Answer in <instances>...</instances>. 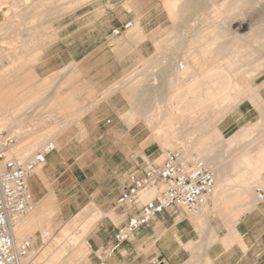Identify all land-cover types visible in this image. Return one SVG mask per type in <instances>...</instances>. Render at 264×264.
<instances>
[{"label":"crops","instance_id":"crops-1","mask_svg":"<svg viewBox=\"0 0 264 264\" xmlns=\"http://www.w3.org/2000/svg\"><path fill=\"white\" fill-rule=\"evenodd\" d=\"M1 3L0 13L28 11L26 5L14 10V5ZM100 6L104 9L97 13ZM100 6L86 3L70 9L68 20L62 21L67 15L56 19L52 28L57 37L40 50L34 66L38 75L60 78L59 93L70 100L71 114L61 126L38 134L39 143L53 142L55 149L29 179L33 206L24 214L23 231L28 235L32 224L39 222L29 240L33 249L40 250L44 245L40 227L46 226L54 234L62 223L72 219V224L84 210L94 212L89 218L94 220L91 226L86 224L76 236L71 234V245L65 243L50 255L51 246L45 247L41 253L45 261L55 264H64L67 256L72 264H100L97 256L112 245L115 229L136 216L142 204L165 185L158 182L142 190L133 205L115 206L120 188L142 175V133L135 131L140 121L134 112L126 117L124 129H119L113 118H106L119 87L107 89L126 72L127 62L146 58L148 46L142 40L146 37L144 28L138 26V33L137 25L133 27L131 22L121 36L114 38L116 45L106 51L105 42L115 26L105 21V4ZM39 122L30 124L26 138L38 133ZM258 156L263 169L264 153ZM230 169L228 166L225 179L228 184L235 180L252 182L257 174L256 170H246V175L235 178ZM211 195L200 214L174 207L164 209L106 256L102 264H264V202H255L254 197L246 204L243 196L214 201ZM235 198L243 202L232 215L228 205ZM214 204L227 223L206 215Z\"/></svg>","mask_w":264,"mask_h":264},{"label":"rangeland","instance_id":"rangeland-1","mask_svg":"<svg viewBox=\"0 0 264 264\" xmlns=\"http://www.w3.org/2000/svg\"><path fill=\"white\" fill-rule=\"evenodd\" d=\"M1 1L2 5H14V10L25 5L28 6V11L26 12L14 11L12 13H0V71L4 67L11 68L9 76L6 78L7 81L5 80L3 82V89L7 90L8 100L11 103L10 105H12L10 108L14 110L15 113H13L14 119L7 121L4 127L0 126V129L5 130L11 135L16 140L15 145L18 147L33 145L32 151H29L30 155L40 150L49 142L43 140L39 143L37 141L38 134L40 135L42 132L53 129L56 126H61L68 120V115L71 114L70 100L68 98L66 99V96L62 97L59 93L62 85V83H60V78L55 75L44 77L38 75L34 70V66L38 62L37 59L40 56V50L47 42L57 37L52 28V23L55 22L56 19L67 15L62 21L68 20V11L76 6L91 3V5L98 7L101 4H105V21L109 20L111 25L115 26L109 33L108 41L105 42L106 51H109L110 48L116 45V40H114V38L121 36V32L124 30L125 25L123 24L121 26L122 22H132L133 27L137 25L138 33H141L139 27L144 28L146 37L143 36L142 40L144 39L143 43H146L148 46L146 58L135 62H127L126 72L107 89L108 92L116 86L119 87L114 91L115 94L111 102V107L107 109L108 114L106 118H113L117 127L119 129H124V124H126L125 120L128 115L134 112L136 120L142 121L141 112L144 111L145 106L147 112L155 109L156 106H154V103H147L143 98L140 99L139 93L141 91L142 94L145 93L143 91L150 92L156 76V81L160 79V82H162L161 89L165 95L171 90L176 91L182 88L184 89L183 82L187 80L188 77L179 76L175 79L170 73L165 76L162 72L163 70L155 67L152 60L156 56L162 54L166 59L172 62L180 56L179 54L182 51V55L188 57L189 54H192V51L187 47L188 44L186 41L179 40L178 37L194 30L195 27L199 25L210 22L206 21V19L213 15H218L223 11L233 10L237 14H235L232 19L228 18L220 22L221 28L218 29L220 36L214 41L217 50L206 54L205 58L208 60L209 57L216 56L217 64L224 63L235 51L240 53L244 50L243 48L239 49L241 41L233 40V37L230 38L229 33L235 32L239 36H244L252 30L254 33L253 42L259 43L263 50V68L261 73L259 72L250 77L249 89H246V86L244 88L235 86L230 87L226 80H219L215 83L211 82L206 84L201 93L205 100L209 99V96L217 95L220 97V101L214 108L208 106L206 101L204 102L206 105L205 125L207 127L210 126L209 123L212 124V121L225 114L228 110L223 119L215 123L216 152L219 154V161H222V164H227V166L231 168L230 170L234 171L233 176L235 178L246 175V170L247 172L248 170H256L257 174L251 180H255L254 188L256 186H261L258 181L260 178L263 179L264 168L254 169V158L257 159L258 157V159H260L261 156L258 155H262L264 151L257 152L254 150L256 149V144L262 142L264 138V119L262 118L261 111L247 100L243 99L239 103L236 101L239 97L247 95L252 88H260L264 82V10L257 11V9H253L251 3L246 2L248 0H243L244 2L240 0L237 3L239 6H237L238 8L236 7V3H233L234 0H186V3H184L183 0ZM71 2L74 3L71 5ZM181 7H183L182 11ZM103 9L104 8L100 6L96 12L100 13ZM256 14H261L262 18L257 19ZM57 22L59 21H56V23ZM241 22L244 23L245 27L238 30V26ZM226 29L228 30L227 32ZM115 30H118L119 33H114ZM134 53H137V51ZM194 57L196 58L191 60L196 61L197 56ZM207 60H203L205 65L211 63L207 62ZM108 62L109 61H105L106 64ZM145 64L148 65L146 69L135 77L137 71ZM70 67L73 66H68V68ZM203 69L209 72L210 67L207 65ZM218 69L223 70L224 68L219 66ZM160 73L161 76H159ZM203 76L205 75H198L197 78L200 79ZM263 92L264 91L260 89V96L264 98ZM17 100L21 101L18 111L15 102ZM160 105L163 108L169 107L167 101H162ZM191 106L194 105L185 104V106H183L182 104H175V108L183 114H187V117L191 115ZM22 116H24V120L21 123ZM34 120H40L38 123L39 126L36 125L34 127L36 128L38 126V133L34 134L32 137L29 136L26 138V129L30 128V124H33ZM239 131H241L240 135L232 138V135ZM31 138H34V140H29ZM140 143L143 156L142 167L147 164H160L163 160L165 150L170 149V147L161 148L157 139L150 135L148 131L142 133ZM117 144L120 145L122 143L118 142ZM177 150L183 151V148L180 147ZM189 153L194 152L191 151ZM24 158H19L18 160L24 161ZM240 162L246 164L245 166H247V168L244 167L245 169H243V166L239 165ZM233 164L240 168L236 169L232 166ZM253 193L256 202V194L255 192ZM242 202L243 200L241 198H235L232 202H229L228 209L232 215L237 214L235 209H239V205ZM93 213L91 209L84 210L82 214L76 217V220L72 224V219L62 223L58 228L59 230L54 234L50 228L46 226L40 227L39 231H42L44 245L40 250H37V247L32 249V252L25 257V260L28 259V264H55L53 261H45L44 255L41 254L45 247L51 246V250L48 252L50 255L65 243H70L71 245V240H69V238L72 237L71 234L76 236V231L79 230V232H81L84 225L89 224V226H91L94 220L89 218H91ZM196 214H200V211H197ZM209 214L227 223L226 217L217 210L215 204L211 208L208 207L206 215ZM22 215H18L16 218ZM36 225L38 226L39 222H34L32 224L28 235H25L24 231L19 237L18 243L29 240V236L33 233ZM67 228L69 229L65 230ZM44 232H47V235H44ZM83 235L84 234L80 235L81 240H83ZM72 257H74V255ZM69 260H72V258L67 256L64 260V264H72V262L68 263Z\"/></svg>","mask_w":264,"mask_h":264},{"label":"bare ground","instance_id":"bare-ground-1","mask_svg":"<svg viewBox=\"0 0 264 264\" xmlns=\"http://www.w3.org/2000/svg\"><path fill=\"white\" fill-rule=\"evenodd\" d=\"M183 1L186 3V0ZM239 1L240 0H234L233 3H236V7L238 6L237 3ZM246 2H250L251 7L253 9H257V11L264 10V0H248ZM182 8L183 7H181V11ZM235 14L237 13H235L233 10L223 11L218 15H213L206 19V21L210 22L199 25L195 27L194 30L179 36V40L186 41L188 44L187 47L191 49L193 54H191L192 56L189 54L188 57H184L182 55V51L179 54L180 56L172 62L166 59L162 54L156 56L152 60V63L155 64V67L163 70L162 72L165 76L170 73L175 79H177L179 76L188 77V79L183 82L184 89L182 88L176 91L171 90L165 95L161 89L162 82H160V79L159 81H156V76L151 87L152 90H150V92L143 91L145 92L143 94L142 91L139 93L140 99L143 98L147 103L153 102L154 106L156 107L154 110L149 112L146 111V106L144 107V111L141 112L142 121L140 120V122L137 124L135 131L140 133L148 131L150 135L157 139L161 148L170 147L171 150H177L182 147L184 153L186 154L193 151L204 164L211 168L214 173L215 186L211 195L214 201H217V199L222 197L243 196L246 199V204H248L251 203L255 197L253 193L255 180H252V182L248 183L238 182L236 180L231 184L226 183L225 179L228 166L225 163L222 164V161H219V154L216 152L217 142L215 138V123H217V121L220 120L228 112V110L225 114L212 121V124L209 123L210 126L207 127L205 125L206 105L204 102L206 101L208 106L214 108L220 101V97L217 95H212L209 96V99L205 100L201 94L202 89L206 84L211 82L215 83L219 80H226L230 87L235 86L238 88H244L246 86L245 88L249 89L250 77L262 72L263 50L259 43L253 42L254 33L252 30L244 36H239L235 32L229 33L230 38L233 37V40H237L239 42L241 41L239 49L243 48L244 50L240 53L235 51L234 54L229 57V59L224 61V63L217 64L216 56L209 57L208 60L205 58L206 54L217 50L215 48L214 41L220 36L218 33V29L221 28L220 22L228 18L232 19ZM256 18L261 19L262 15L258 14ZM243 27H245V25L243 22H241V24L238 26V30ZM227 31L228 30L226 29V32ZM194 56H197L196 61L191 60L196 58ZM202 59H206L207 62L211 63L205 65ZM207 65L210 67L209 72L207 70L204 71L203 69ZM147 66V64L143 65V67L137 71V74L135 73L136 76H134L137 77L142 71L146 69ZM219 66H222L224 69L219 70ZM10 70V67H4L0 71V126L2 127H4L7 121L13 120L15 114L14 110L10 108L12 105H10L11 103L8 100V94L6 92L7 90L3 89V82L9 76ZM198 75L205 76L198 79ZM159 76H161V73ZM263 86L264 83H262L260 88H252L247 95L239 97L236 102L239 103L243 99L247 100L250 102V104L257 107L261 111V115L264 116V98L261 97L259 93ZM162 101H167V103H169V107H161L160 104ZM15 102L17 104L18 111L21 101L17 100ZM175 104H182L183 106H185V104L194 105L190 107L191 115L187 117V114H183L181 111L175 108ZM235 136L236 135H234L232 138ZM15 144L16 140L8 155L15 157L17 160L19 158H24L27 155L23 159L25 160L30 155L29 151H32L33 145L18 147ZM255 148L256 149L254 151L263 152L264 143L258 142ZM254 163L256 168L263 166V163H261L258 158H254ZM239 165L243 166V169H245L244 167L247 168V166H245L246 164H242V162H240ZM232 166H234V164ZM234 167L236 169L240 168L238 166ZM258 183H260L262 187L264 186V181H262V179H260ZM25 223L26 215H22L17 218L15 217L11 222L12 233L14 240L17 243L19 241V237L24 232L23 230L25 228ZM22 264H28V259L25 260L24 257L22 259Z\"/></svg>","mask_w":264,"mask_h":264},{"label":"built area","instance_id":"built-area-1","mask_svg":"<svg viewBox=\"0 0 264 264\" xmlns=\"http://www.w3.org/2000/svg\"><path fill=\"white\" fill-rule=\"evenodd\" d=\"M130 25V22L126 23L124 29ZM14 143L15 139L0 129V264H22V259L32 252L30 240L15 242L11 222L31 210L29 179L45 163L46 155L55 149L53 142H49L24 161H19L8 155ZM158 182L165 185L142 204L136 216L115 229L112 245L97 256L100 264L164 209L174 207L189 213L201 211L215 186L213 171L195 153L167 149L160 164L145 165L140 177L120 188L115 206L135 204L142 190L154 187ZM255 194L257 201L264 202L262 186L255 187Z\"/></svg>","mask_w":264,"mask_h":264}]
</instances>
